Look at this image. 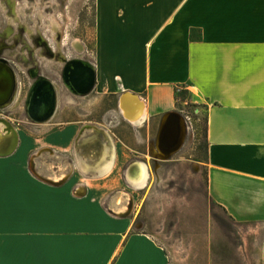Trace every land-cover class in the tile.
<instances>
[{
  "label": "crops",
  "instance_id": "1",
  "mask_svg": "<svg viewBox=\"0 0 264 264\" xmlns=\"http://www.w3.org/2000/svg\"><path fill=\"white\" fill-rule=\"evenodd\" d=\"M88 61L96 87L84 97L57 90L49 123L58 130L33 139L0 136L4 163L54 151L73 170L51 164L46 180L59 184L52 185L31 179L25 167H0V223H6L0 264H171L151 235L136 232L131 220L106 205L123 185L120 168L138 153L130 145L135 138L113 125L119 120L141 128L162 119L176 109L183 89L207 105L209 200L261 238L258 264H264V0H96ZM128 98L146 107L145 125L123 116ZM85 125H92L81 141L86 160L79 153L78 160L87 176L73 159ZM55 170L66 178L53 179Z\"/></svg>",
  "mask_w": 264,
  "mask_h": 264
},
{
  "label": "rangeland",
  "instance_id": "2",
  "mask_svg": "<svg viewBox=\"0 0 264 264\" xmlns=\"http://www.w3.org/2000/svg\"><path fill=\"white\" fill-rule=\"evenodd\" d=\"M1 1L6 4V9ZM12 2L0 0V33L5 34L9 28L12 29L3 40L13 46L5 49H9L8 59L16 70L19 85L13 103L0 110V119L10 120L17 137L33 139L52 134L59 126L49 122L34 124L28 119L29 91L42 76L52 81L57 90H66L62 79L65 66L75 59L90 58L95 43L96 0ZM52 20L57 22L59 31L52 30L48 22ZM77 40L81 42L82 51L73 46ZM58 54L65 59L63 64L61 57L57 58ZM33 67L30 75L29 70ZM176 100L174 112L186 119L188 128L182 149L168 160L156 158L154 152L160 118L152 119L144 127L137 126L141 128L130 127L119 120L113 125V129L135 138L136 141L130 145L138 153L120 168L123 185L109 196L106 209L114 213L116 199L124 197L123 204L128 205L129 211L125 215L115 214L131 220L136 232L151 235L166 250L171 264H258L261 238L246 226L235 224L208 197L207 105L187 89L177 91ZM82 102L86 107L93 98H84ZM88 126L92 125H85L77 137V156L74 154L73 157L76 171L85 176L79 165L78 153L82 160H86L81 154V144H84L81 141L90 130ZM35 153L28 152L12 164L0 161V167H25L31 179L41 181H46L54 170L51 164H54L53 168L55 165H65L67 170L70 168L69 161L54 151L42 153L41 158L33 160ZM133 161L144 162L150 168L151 176L145 189L136 190L128 183L127 172ZM69 171L73 173L72 169ZM3 218L0 213V219ZM5 226L6 223H0L2 230Z\"/></svg>",
  "mask_w": 264,
  "mask_h": 264
},
{
  "label": "water",
  "instance_id": "3",
  "mask_svg": "<svg viewBox=\"0 0 264 264\" xmlns=\"http://www.w3.org/2000/svg\"><path fill=\"white\" fill-rule=\"evenodd\" d=\"M75 63L78 60L73 61ZM86 75H76L75 68L66 66L62 71V79L69 92L76 96H88L96 87V70L88 60L82 62ZM69 84V85H68ZM17 78L13 67L7 60H0V110L13 103L16 94ZM30 99L26 110L28 119L34 124L50 122L58 109L57 89L52 82L43 76L40 77L29 91ZM124 97L121 98L122 100ZM187 121L177 112H168L161 119L160 129L156 140V147L168 160L178 153L182 147L186 133ZM155 146V145H154ZM155 148V147H154ZM154 155V152H153ZM49 184L59 185L46 180Z\"/></svg>",
  "mask_w": 264,
  "mask_h": 264
},
{
  "label": "bare ground",
  "instance_id": "4",
  "mask_svg": "<svg viewBox=\"0 0 264 264\" xmlns=\"http://www.w3.org/2000/svg\"><path fill=\"white\" fill-rule=\"evenodd\" d=\"M8 1L13 4L12 0H8ZM1 4L4 8H6V5L3 2ZM13 20H16V19H13ZM48 22H49V25L52 27V30L54 32L59 31V28L57 27V22L55 20L48 21ZM11 32H12V29L9 28V30H7V32L5 34L0 33V53L6 47V44L4 43L3 39L5 37H8L11 34ZM80 44H81V42L79 40H77L75 43H73V46H74V48H76V50L82 51V47ZM60 57L61 56L58 54L57 58H60ZM60 60L63 64L65 59L63 57H61ZM75 60H78V62L77 63L73 62ZM75 60H72L66 66H72V68H75V71L77 72L76 73L77 76L78 75H86L87 72L85 70H83V68H82V65H83L82 62H84V60H80V59H75ZM16 78H17V86H18L19 85V79L17 77V74H16ZM39 78L40 77H38V79ZM36 81H35V83H36ZM50 82H52V81H50ZM35 83L33 84V86L35 85ZM52 84H53V82H52ZM53 86L55 87L54 84H53ZM16 91H17V87H16ZM14 98H15V96H14ZM29 99H30V96H28V100ZM121 104H122V110H121L122 114L128 122H130L134 126H142L146 122L148 113H147V109L143 103L138 101L136 98H128V99H126V101L124 103H121ZM27 108H28V103H27ZM15 132H16L15 128L10 124V122L7 119H0V136L1 135H7L9 133L13 134ZM186 133H187V127H186ZM186 133H185V137H186ZM184 141H185V138H184ZM154 152H155L156 158H158L160 160H167L165 158L164 154L159 150L158 146L156 147V144H155ZM135 166H136L135 169L128 172V179L127 180L136 189H145L148 187V182H149V179L151 176L150 168H149L148 164H146L144 162H137V164ZM111 167H112V164L107 166L106 170L102 173V175L109 172L111 170ZM60 169H61V171H63L62 167H60ZM57 172L58 171L55 170L54 174L52 175L53 179L60 180L61 178H64L66 176V174L64 172H61L60 174H59V172L58 173ZM124 200H125V198L121 196L119 199H117V202H116L117 207L115 208V211L121 215H125L129 211L128 205L123 204Z\"/></svg>",
  "mask_w": 264,
  "mask_h": 264
},
{
  "label": "flooded vegetation",
  "instance_id": "5",
  "mask_svg": "<svg viewBox=\"0 0 264 264\" xmlns=\"http://www.w3.org/2000/svg\"><path fill=\"white\" fill-rule=\"evenodd\" d=\"M11 3V2H10ZM6 5V4H5ZM7 8V7H6ZM5 8V9H6ZM4 41V40H3ZM5 44H6V48H11L12 49V44H9V43H6V42H4ZM8 52H9V49H4L1 53H0V60L1 59H4V60H7L8 62H9V59H8V57H10L9 55H8ZM9 64H10V62H9ZM14 71H16L15 69H14ZM34 71V67L33 68H30V70H29V74L31 75L32 74V72ZM15 74H16V72H15Z\"/></svg>",
  "mask_w": 264,
  "mask_h": 264
},
{
  "label": "trees",
  "instance_id": "6",
  "mask_svg": "<svg viewBox=\"0 0 264 264\" xmlns=\"http://www.w3.org/2000/svg\"><path fill=\"white\" fill-rule=\"evenodd\" d=\"M205 137H206V141H207V118H206V129H205ZM207 145V143H206Z\"/></svg>",
  "mask_w": 264,
  "mask_h": 264
}]
</instances>
